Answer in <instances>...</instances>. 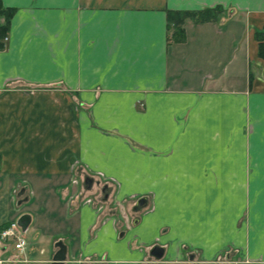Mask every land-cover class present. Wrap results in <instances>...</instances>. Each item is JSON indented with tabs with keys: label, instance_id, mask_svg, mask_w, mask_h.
Instances as JSON below:
<instances>
[{
	"label": "crops",
	"instance_id": "obj_1",
	"mask_svg": "<svg viewBox=\"0 0 264 264\" xmlns=\"http://www.w3.org/2000/svg\"><path fill=\"white\" fill-rule=\"evenodd\" d=\"M0 1V228L28 214L64 264H264V0ZM217 5L169 41L168 10ZM88 174L146 209L103 220Z\"/></svg>",
	"mask_w": 264,
	"mask_h": 264
},
{
	"label": "rangeland",
	"instance_id": "obj_2",
	"mask_svg": "<svg viewBox=\"0 0 264 264\" xmlns=\"http://www.w3.org/2000/svg\"><path fill=\"white\" fill-rule=\"evenodd\" d=\"M88 176H92L89 175ZM85 176L79 177L78 181L83 184ZM94 179L91 189H85L81 186V192L83 193L82 202H87L95 207L97 215L103 217V220L114 217V219L124 220V225H131V221L136 216H141L146 207L134 210V206L139 198L137 195H130L124 200L118 198L121 184L116 179L92 176ZM14 198H20L17 196V191L14 192ZM125 205V206H124ZM34 229L30 227V230L26 233L29 241L26 254L21 255L19 260L11 259V251L3 255L4 262L1 264H40L34 263L33 260L45 259L52 257L54 250V243L47 236L41 235V237L33 241ZM155 244H160V240H157ZM44 249V252H42ZM27 258L29 261H23L22 258ZM164 257V256H163ZM154 258V257H153ZM91 264H95L94 262Z\"/></svg>",
	"mask_w": 264,
	"mask_h": 264
},
{
	"label": "trees",
	"instance_id": "obj_3",
	"mask_svg": "<svg viewBox=\"0 0 264 264\" xmlns=\"http://www.w3.org/2000/svg\"><path fill=\"white\" fill-rule=\"evenodd\" d=\"M14 12V8L5 7L0 1V17L4 18V22L0 23V49L4 48V39L7 36L11 18ZM226 14L227 10L222 5H217L214 7H204L195 10H168L167 25L169 31V41L182 42L186 39L185 24L188 21H192L195 23H202L207 21L219 22L221 18ZM263 36V30L256 32V38L259 44L258 53L262 58H264ZM1 228H3V226Z\"/></svg>",
	"mask_w": 264,
	"mask_h": 264
},
{
	"label": "water",
	"instance_id": "obj_4",
	"mask_svg": "<svg viewBox=\"0 0 264 264\" xmlns=\"http://www.w3.org/2000/svg\"><path fill=\"white\" fill-rule=\"evenodd\" d=\"M94 179L90 176H85L84 178V188L91 189L93 185ZM147 206V198L141 197L137 200L136 205L134 206V210H138L139 208H143ZM30 216L28 214L21 215L18 219V224L22 227L24 231L27 230L30 224ZM137 221V220H136ZM56 247L58 248L53 256V260L51 264H64L67 256V246L62 242L58 241L56 243ZM151 255L155 258H162L164 255V248L160 245H154L150 251Z\"/></svg>",
	"mask_w": 264,
	"mask_h": 264
},
{
	"label": "built area",
	"instance_id": "obj_5",
	"mask_svg": "<svg viewBox=\"0 0 264 264\" xmlns=\"http://www.w3.org/2000/svg\"><path fill=\"white\" fill-rule=\"evenodd\" d=\"M0 242L5 246L12 245L17 253L23 255L28 245L26 231L22 229L17 220L9 222L0 229Z\"/></svg>",
	"mask_w": 264,
	"mask_h": 264
}]
</instances>
